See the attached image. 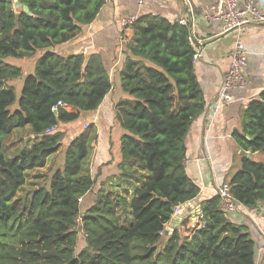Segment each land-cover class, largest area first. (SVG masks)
Listing matches in <instances>:
<instances>
[{"label":"trees","instance_id":"16d2710c","mask_svg":"<svg viewBox=\"0 0 264 264\" xmlns=\"http://www.w3.org/2000/svg\"><path fill=\"white\" fill-rule=\"evenodd\" d=\"M19 1L0 0V264H255L256 241L247 226L228 218L219 195L202 203L200 224L192 226L186 215L166 232L175 208L201 192L185 165V139L206 107L188 24L153 14L133 24L120 72L128 97L117 104L125 129L120 173L99 184L100 173L89 166L96 134L84 131L57 155L62 167L42 182L36 172L65 142L59 124L97 109L112 87L100 54L54 50L77 37L106 0ZM41 50L12 109L11 82L23 70L6 57ZM59 100L75 111L61 106L56 113ZM27 127L33 137L16 149L6 146L16 129ZM232 136L260 156L243 157L229 181L239 202L256 207L264 201V90L243 109ZM87 193L94 201L84 208ZM81 233L86 245L77 250Z\"/></svg>","mask_w":264,"mask_h":264},{"label":"crops","instance_id":"0c3cea01","mask_svg":"<svg viewBox=\"0 0 264 264\" xmlns=\"http://www.w3.org/2000/svg\"><path fill=\"white\" fill-rule=\"evenodd\" d=\"M217 5L218 0H145L143 4L138 0H106L97 17L83 25L77 37L57 45L54 50L65 56L79 53L88 58L93 53L100 54L112 87L97 109L81 112L75 121L59 124L65 131L64 145L59 154L52 155L47 166L36 173L51 176L55 169L62 167L64 160L57 155H61L71 139L84 131L96 134L89 166L93 175L100 173L99 184L120 173L121 138L125 129L117 115V104L128 97L121 84L120 72L129 54L127 44L134 34L133 24H125L124 19L148 14L163 17L170 22L186 19L193 44L200 53L194 66L206 107L193 122L185 139V165L201 192L194 200L180 205L181 211L174 213L171 223L178 222L179 226L182 218L187 215L191 217L192 226L196 222L200 224L202 203L217 196L218 186L229 182L242 166L243 149L234 140L232 132L241 126L243 109L264 90V23L255 14L247 12L245 15L250 18V22L225 31L223 21L215 17ZM254 6L257 11H264V0H255ZM238 7L246 9V0H240ZM238 40L248 50L249 61L245 68L247 85L233 92V102L214 112V104L230 65L231 50ZM23 61L25 63L27 59ZM19 66L24 70L23 65ZM66 108L75 111L72 106ZM14 132L21 133L18 129ZM28 136L34 135L29 132V135L18 138L13 142V146H16L14 149L23 145ZM251 154L260 158L258 153ZM99 188L96 186L93 190L98 191ZM93 201V193H87L82 197V206L87 208ZM227 216L234 223L248 227L256 241L255 264H264V201L256 207L242 204L238 210L227 213Z\"/></svg>","mask_w":264,"mask_h":264},{"label":"built area","instance_id":"2783aa9c","mask_svg":"<svg viewBox=\"0 0 264 264\" xmlns=\"http://www.w3.org/2000/svg\"><path fill=\"white\" fill-rule=\"evenodd\" d=\"M145 0H138L140 4H143ZM240 0H218V5L215 9V17L221 19L224 24L225 31H231L237 27H240L248 22L250 18L245 13L250 12L255 14L260 22L264 23V11H257L254 3L255 0H246V9L241 10L239 5ZM138 16H128L124 19L125 24H133L137 20ZM182 24H186V19L180 21ZM200 53H196L193 62H197ZM248 50L246 45L238 40L231 50V61L228 70L224 75V81L221 86L218 100L214 104V112H217L221 107L229 105L234 101L233 92L245 88L247 85V76L245 74V68L248 65ZM61 106H65L63 100H59L53 105V110L58 112ZM87 126V125H86ZM55 130V127L48 129V132ZM218 195L221 198V206L227 212H233L239 209L242 205L239 202L231 190L229 182H223L218 186ZM244 205V204H243ZM180 206L176 207V212H179Z\"/></svg>","mask_w":264,"mask_h":264},{"label":"rangeland","instance_id":"374dc122","mask_svg":"<svg viewBox=\"0 0 264 264\" xmlns=\"http://www.w3.org/2000/svg\"><path fill=\"white\" fill-rule=\"evenodd\" d=\"M41 55H42V53H39V51H38V54H36L34 56H31V57H23V58H21V57H13V56L6 57V61L7 62L12 63V64H16V65H23L25 67L24 70H23V74L18 79H16L15 81L11 82V84L15 87L16 93H17V100L14 103V105L11 106L12 109H14V108H16L18 106V101H19V98H20V96L22 94V89H23L25 77L28 74L35 72L36 63H37L38 57H40ZM24 58L27 59V61L25 63L23 61ZM30 67H31V69H30ZM65 106H67V105H65ZM18 132H21V133L17 134V132H14L5 140L6 146H8L9 148L12 147L14 141H16L21 136L29 135L30 131H29V128H25L24 130L18 129ZM39 174H43L44 176H46V177H44L42 182L46 181L48 179V177H49L48 175H45L44 173H39ZM175 212H176V208H175ZM170 227L171 226L169 224V228ZM85 245H86V239H85V236L81 233L80 236H79L77 250H81Z\"/></svg>","mask_w":264,"mask_h":264},{"label":"water","instance_id":"95a60500","mask_svg":"<svg viewBox=\"0 0 264 264\" xmlns=\"http://www.w3.org/2000/svg\"><path fill=\"white\" fill-rule=\"evenodd\" d=\"M15 1V4L17 5V6H21L22 4H21V2L19 1V0H14ZM24 7V9H25V11H27L28 13H31L30 12V10H29V8H28V6H26V5H24L23 6ZM248 138H250L249 136H247ZM242 155L244 156V157H247V158H250V159H252V158H254V155L253 154H248L247 152H245L244 150L242 151ZM181 211V210H180ZM171 223V222H170ZM178 222H173V223H171L170 224V226H172V227H170L169 228V226H168V228H167V230H166V232H169L170 230L172 231V229L174 228V227H176V226H178Z\"/></svg>","mask_w":264,"mask_h":264},{"label":"clouds","instance_id":"9594fccd","mask_svg":"<svg viewBox=\"0 0 264 264\" xmlns=\"http://www.w3.org/2000/svg\"><path fill=\"white\" fill-rule=\"evenodd\" d=\"M134 24V23H133ZM191 42L193 43V39H192V36H191ZM66 105V103H65ZM57 113V112H56ZM173 218V217H172ZM171 222V221H170ZM170 224V223H169ZM169 224L167 226H169ZM166 230H167V227H166Z\"/></svg>","mask_w":264,"mask_h":264}]
</instances>
